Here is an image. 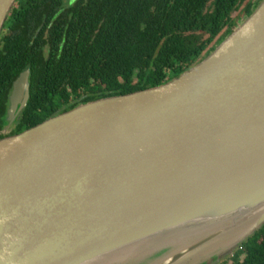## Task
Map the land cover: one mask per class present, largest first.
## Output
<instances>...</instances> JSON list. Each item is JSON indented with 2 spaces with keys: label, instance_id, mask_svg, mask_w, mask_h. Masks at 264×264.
Segmentation results:
<instances>
[{
  "label": "water",
  "instance_id": "1",
  "mask_svg": "<svg viewBox=\"0 0 264 264\" xmlns=\"http://www.w3.org/2000/svg\"><path fill=\"white\" fill-rule=\"evenodd\" d=\"M263 226L264 0L172 81L0 139V264H220Z\"/></svg>",
  "mask_w": 264,
  "mask_h": 264
},
{
  "label": "trees",
  "instance_id": "2",
  "mask_svg": "<svg viewBox=\"0 0 264 264\" xmlns=\"http://www.w3.org/2000/svg\"><path fill=\"white\" fill-rule=\"evenodd\" d=\"M17 0L0 43V129L29 67L20 134L82 104L168 83L207 57L263 0ZM45 26L36 36L41 22ZM28 22V23H27ZM34 39V40H33ZM28 65V66H27ZM220 264H264V226Z\"/></svg>",
  "mask_w": 264,
  "mask_h": 264
},
{
  "label": "flooded vegetation",
  "instance_id": "3",
  "mask_svg": "<svg viewBox=\"0 0 264 264\" xmlns=\"http://www.w3.org/2000/svg\"><path fill=\"white\" fill-rule=\"evenodd\" d=\"M74 1L75 0H65V5L67 6V5H70V4H72V3H74ZM250 0H244L243 1V3H248ZM7 22V21H6ZM28 23V22H27ZM44 26H45V22H41V24L37 27V29H36V31H35V34H36V36H38L40 33H41V31L43 30V28H44ZM13 30H14V27L13 26H11L10 24L9 25H7L6 26V23H5V25H4V28H3V31H2V34H1V37H0V43H2L1 44V46H2V48L5 46V43H6V37L8 36V35H10L11 33H13ZM34 40V39H33ZM28 66V65H27ZM17 81V80H16ZM15 81V82H16ZM15 84V83H14ZM14 89V88H13ZM13 93V92H12ZM12 95V94H11ZM10 98H11V96H10ZM11 102V101H10ZM9 108H10V106H9ZM9 111V110H8ZM21 115H22V113H21Z\"/></svg>",
  "mask_w": 264,
  "mask_h": 264
},
{
  "label": "rangeland",
  "instance_id": "4",
  "mask_svg": "<svg viewBox=\"0 0 264 264\" xmlns=\"http://www.w3.org/2000/svg\"><path fill=\"white\" fill-rule=\"evenodd\" d=\"M245 5H246V3H242V5L240 6L239 10L234 15L235 16H238V15L242 14L243 13L242 10L244 9V6ZM17 120H18V118L13 123H11V124H9V122L7 120V122H5L3 124V127L0 129V134H2V135H8V134H10L15 129V126L17 124ZM240 247L241 246L237 247L235 249V251L232 254L228 255L224 260H226L228 257H231ZM224 260H222V262Z\"/></svg>",
  "mask_w": 264,
  "mask_h": 264
}]
</instances>
